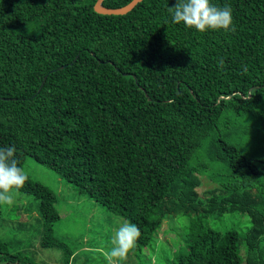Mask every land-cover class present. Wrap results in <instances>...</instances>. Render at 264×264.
I'll use <instances>...</instances> for the list:
<instances>
[{
    "label": "trees",
    "instance_id": "obj_1",
    "mask_svg": "<svg viewBox=\"0 0 264 264\" xmlns=\"http://www.w3.org/2000/svg\"><path fill=\"white\" fill-rule=\"evenodd\" d=\"M95 1L0 0V146L137 224L138 247L166 215L189 216L171 264H264V0H213L232 7L235 27L207 32L171 21L176 0H142L125 14L97 13ZM234 117L257 123L246 144L237 139L249 126L227 132L232 143L220 133ZM197 151L229 173L205 199ZM27 177L18 190L39 200L41 246L70 264L51 226L56 194ZM214 212L247 214L250 226L242 237L196 227ZM0 263L34 264L2 241Z\"/></svg>",
    "mask_w": 264,
    "mask_h": 264
},
{
    "label": "rangeland",
    "instance_id": "obj_2",
    "mask_svg": "<svg viewBox=\"0 0 264 264\" xmlns=\"http://www.w3.org/2000/svg\"><path fill=\"white\" fill-rule=\"evenodd\" d=\"M234 118L232 122L235 125L231 127L230 122L227 124L228 128H220V133L225 136L226 142L232 143L235 138L226 133L242 131L249 126V133L240 135L241 138L237 139L246 144V140L253 138L252 132L257 123L252 126L243 119ZM201 154L196 152L193 163L199 160L206 166L197 173L201 180L198 192L205 199L210 190H217L219 193L223 184L228 182L229 173L222 163L210 162ZM260 154L264 157V148ZM22 168L32 179L46 184L55 192V206L60 218L51 226L53 235L74 252L70 264H171L174 251L178 250L185 237L189 216L166 215L149 244L138 247L135 243L125 256L112 257L110 260L108 253L113 247L112 239L116 230L130 221L112 213L88 194L79 192L72 183L30 156L25 157ZM0 210V241L7 244L11 253L24 252L34 264H63L62 249L41 246L44 221L39 213L38 199L31 194L14 190L13 202H0ZM195 224L196 227H212L221 231L235 229L242 237L250 226V219L247 214L239 212L222 215L214 212ZM238 253L240 257L244 254L242 242L239 244Z\"/></svg>",
    "mask_w": 264,
    "mask_h": 264
},
{
    "label": "clouds",
    "instance_id": "obj_3",
    "mask_svg": "<svg viewBox=\"0 0 264 264\" xmlns=\"http://www.w3.org/2000/svg\"><path fill=\"white\" fill-rule=\"evenodd\" d=\"M169 12L173 23L182 22L185 27L199 32L210 29L230 31L235 27L232 7L218 6L213 0H176L175 5L169 7ZM16 152L14 145L0 146V202L12 203L14 190H18L28 178L26 171L17 162ZM140 235L141 230L137 224H122L112 239L109 259L125 256Z\"/></svg>",
    "mask_w": 264,
    "mask_h": 264
},
{
    "label": "water",
    "instance_id": "obj_4",
    "mask_svg": "<svg viewBox=\"0 0 264 264\" xmlns=\"http://www.w3.org/2000/svg\"><path fill=\"white\" fill-rule=\"evenodd\" d=\"M141 1L142 0H131L127 4L120 7H107L103 5V0H96L93 8L97 13L101 14H125Z\"/></svg>",
    "mask_w": 264,
    "mask_h": 264
}]
</instances>
